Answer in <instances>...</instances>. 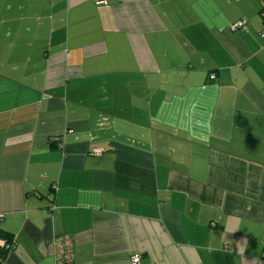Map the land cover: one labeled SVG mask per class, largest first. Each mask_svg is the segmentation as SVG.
<instances>
[{
	"label": "crops",
	"instance_id": "0c3cea01",
	"mask_svg": "<svg viewBox=\"0 0 264 264\" xmlns=\"http://www.w3.org/2000/svg\"><path fill=\"white\" fill-rule=\"evenodd\" d=\"M100 1L0 0L1 264H264V0Z\"/></svg>",
	"mask_w": 264,
	"mask_h": 264
},
{
	"label": "built area",
	"instance_id": "2783aa9c",
	"mask_svg": "<svg viewBox=\"0 0 264 264\" xmlns=\"http://www.w3.org/2000/svg\"><path fill=\"white\" fill-rule=\"evenodd\" d=\"M100 3H106L105 1H100ZM262 22H264V1L261 3V9L259 12ZM233 29L235 28H245V23L243 21L237 22V24L233 25ZM261 37L264 39V28L261 31ZM210 80L215 79V74H211L209 76ZM93 154L99 155V151L97 149L92 150ZM54 250H53V259L54 264H74V238L70 234H63L56 236L54 238ZM129 264H140L139 255H133L130 258Z\"/></svg>",
	"mask_w": 264,
	"mask_h": 264
},
{
	"label": "trees",
	"instance_id": "16d2710c",
	"mask_svg": "<svg viewBox=\"0 0 264 264\" xmlns=\"http://www.w3.org/2000/svg\"><path fill=\"white\" fill-rule=\"evenodd\" d=\"M12 234L5 230H0V264L2 263L8 248L11 246Z\"/></svg>",
	"mask_w": 264,
	"mask_h": 264
}]
</instances>
